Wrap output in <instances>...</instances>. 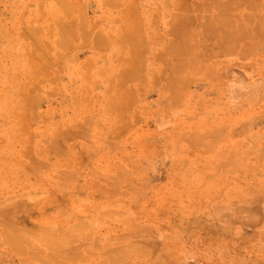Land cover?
I'll return each instance as SVG.
<instances>
[{"label": "rangeland", "instance_id": "374dc122", "mask_svg": "<svg viewBox=\"0 0 264 264\" xmlns=\"http://www.w3.org/2000/svg\"><path fill=\"white\" fill-rule=\"evenodd\" d=\"M141 1L0 0V253L26 258L28 248L54 261L64 248L78 246L77 239L58 237L62 229L69 236L89 227L90 232L126 226L151 231L153 218L160 215L173 222L167 229L180 237L173 245L190 251L192 264H216L215 254L203 249V223L186 221L215 214L222 193L211 182L203 184V159L186 161L185 175L175 176L166 154L203 153L207 141L239 134L238 157L208 166L233 160L240 167H263V159L248 158L249 136H258V128L254 131L249 124L260 114L247 110L246 104L239 111L222 105L235 98L253 101L242 80L241 96L234 98L203 91V69L208 66L203 63V0H175V71L170 78L160 77L166 73L154 53L159 41L153 40L152 31H143ZM89 133L111 138L110 145L101 144L109 148L97 163L106 162L112 187L120 184V177L123 188L132 190L126 200L132 202L114 195L101 199L99 187L87 185L90 197L80 204H69L67 210L58 205L61 179H75L83 171L86 158L81 160L80 152L88 143L81 141ZM211 145L222 149L221 141ZM192 177L201 185H191ZM259 177L240 176L241 206L234 211L240 220V252L234 264H264V207L245 205L247 199L264 197ZM138 184L144 195L137 202ZM224 209L231 213V207ZM137 214L146 221L124 222ZM75 215L112 223L67 221ZM190 226H197L193 236L186 233ZM252 228L258 230L250 236ZM144 237L128 239L129 260L122 253L111 264H131V258L135 264H156L151 234Z\"/></svg>", "mask_w": 264, "mask_h": 264}, {"label": "crops", "instance_id": "0c3cea01", "mask_svg": "<svg viewBox=\"0 0 264 264\" xmlns=\"http://www.w3.org/2000/svg\"><path fill=\"white\" fill-rule=\"evenodd\" d=\"M89 4L92 3L89 2ZM140 5L143 9L144 33L148 34L152 31L153 40L159 41L157 46L159 49L154 53L159 56V63L163 64L164 73H166V75L162 74L160 77L170 78L175 71L173 54L176 29V2L175 0H142ZM203 48H205L203 63L208 64L207 69H203V79H207L203 83V91L207 94L219 96L230 94L234 98V96H241L240 82L242 80L248 85L247 94L250 96L254 95L253 101L249 99L247 103L240 102L239 98H235V101L231 103L221 104L232 111H239L246 104L247 110L259 112V117L249 124V126L255 128L254 131L258 128V136L253 139L249 136L248 158L264 160V0H203ZM245 48H247V52H245ZM241 63H244L242 69ZM213 83L215 87H212ZM79 136L85 137L82 134ZM223 137L216 141H207L208 144L203 145V153L188 151L187 155L183 152L173 153L171 150V154H166V157L170 160V169L175 171V176L177 174L185 175L187 162L190 164L198 158L203 159V184L204 180L206 183L211 182L212 185H215V190L223 195L221 194L218 198L219 200L216 201L215 206L217 209L215 208V214L210 212L186 222L203 223V239H206L205 243L203 242V249L208 247L209 251H206V253L215 254L214 262L216 264H223L224 262L234 264L240 252V220L239 215L234 214L235 209L237 211L241 206L240 188L238 187L240 185V176L250 175L253 176V179H257L256 176H260L259 180H262L264 184V166L240 167L238 161L234 163L232 160L223 163L222 166L209 167L208 165H211L214 160L218 162L220 158L234 159L238 157L239 134H233L232 138ZM220 141L222 142V149L219 150L216 147L213 150L211 144ZM81 142L88 143L85 146V150L80 152L81 160L86 158V161L82 163L83 171L75 179L69 180L67 177L61 179L64 185L61 194L58 195L60 203L58 205L62 209L67 210L69 204L71 206L80 204L84 198L90 197L88 188L85 191L87 185L99 187L97 192L101 199L105 197L111 198L114 195L117 199L130 200L129 196L132 194L130 195L129 193L132 190L128 186L123 188V181L119 179L120 177L116 180H119L120 184L112 187L111 170L106 167V162L104 165L97 163L96 158L102 157L100 155L102 151L106 153L109 148L108 145L111 144V138L89 133L86 135L85 140ZM102 143H108V145L102 146ZM154 165L155 161L152 159L149 166L153 169ZM97 168L104 170L105 173L96 172ZM136 173H138V169H136ZM190 174L188 173V175ZM191 180V185H201L199 182L196 183V178L192 177ZM68 183L71 185V190H69ZM135 188H137L135 196L137 195L138 202L139 199H143L144 189L139 184ZM209 189L212 188L210 187ZM251 189L254 190L255 188ZM93 191L95 192V189H92V196H95ZM225 192H230L232 197L229 198V195L225 194ZM224 194L227 196L223 197ZM70 199L72 202H70ZM254 199V197L247 199V204L245 205L249 207H264V197L258 201ZM219 207H221L220 210H218ZM225 207H231V213L229 211L225 212ZM75 216L73 220L67 221L112 223L110 220L94 215ZM262 216L264 226L263 211ZM164 219L165 216H155L152 220L151 231H146L143 226H126L123 229H105L89 233L84 231L71 232L72 234L69 237L72 239L76 238L80 244L77 242L79 245L77 244L76 248H64L57 258L58 261H52L50 258L45 257L47 254L44 252L34 253L30 252V249L25 248L24 254L28 255L26 258L17 257L16 253L1 252L0 264H70L71 262L72 264H111V260L116 258L113 256L122 255V253H124L123 258L128 261L129 253L125 247L127 240L134 238L142 240L146 238L144 235L147 233L151 234L148 240L152 242L155 249L154 253H157L158 256L156 264H192V259L188 256L191 252L185 251L180 246L173 245L172 241L180 237L175 235L172 230L167 229L169 228L168 224L173 222ZM144 221L146 220L137 214L131 218H126L124 222L142 223ZM196 228L197 226H190V231H186V233H190L189 236H193L196 233ZM256 230L258 229L252 228L250 230L252 232L248 235L255 234ZM59 232L56 233L65 235L64 237H68V234L70 235L69 232L68 234L65 233L67 231ZM31 233H35V231H31ZM74 233H77L76 237ZM186 238H188L187 235ZM208 240L212 241L208 242ZM38 255L39 257H37ZM133 261L134 258H131V264L134 263Z\"/></svg>", "mask_w": 264, "mask_h": 264}, {"label": "bare ground", "instance_id": "6f19581e", "mask_svg": "<svg viewBox=\"0 0 264 264\" xmlns=\"http://www.w3.org/2000/svg\"><path fill=\"white\" fill-rule=\"evenodd\" d=\"M176 43H177V42H176ZM107 205H108V204H107ZM110 207H111V206H110ZM104 209H105V207H104ZM112 209H114V208H112ZM112 209H111V210H112ZM111 210H110V211H111ZM98 211H99V209H98ZM114 211H116V209H115ZM108 212H109V210H108ZM108 212H107V213H108ZM111 212H112V211H111ZM62 213H63V211H62ZM62 213H61V214H62ZM112 213H114V212H112ZM117 213H118V211H117ZM61 214H60V216H61ZM96 214H97V213H96ZM65 215H66V214H65ZM65 215H64V216H65ZM104 215H105V214H104ZM108 215H109V213H108ZM108 215H107V216H108ZM64 216L62 215V217H64ZM98 216H99V214H98ZM119 216H120V215H119ZM62 217H61V218H62ZM103 217H104V216H103ZM117 217H118V216H117ZM95 218H96V217H95ZM118 218H119V217H118ZM121 218H122V217H121ZM105 219H106V218H105ZM108 219H109V218H108ZM114 219H115V218H114ZM92 221H93V220H92ZM101 221H102V220H101ZM85 222H86V221H85ZM98 222H99V221H98ZM91 223H92V222H91ZM89 225H91V224H89ZM69 226H70V225H68V227H69ZM84 228H87V227H84ZM84 228H83V229H84ZM87 229H88V228H87ZM64 230H65V229H62L63 232H64ZM84 230H85V229H84ZM88 230H89V231H88ZM88 230H87V232L89 233V232H90V227H89ZM68 231H70V230H68ZM72 231H75V230H72ZM72 231H71V232H72ZM85 231H86V230H85ZM63 232H62V233H63ZM75 232H77V230H76ZM78 232H79V231H78ZM59 233H60V232H59ZM62 233H61V234H62ZM65 233L68 234V232H65ZM69 233H70V232H69ZM83 233H84V232H83ZM45 234H46V233H45ZM71 234H72V233H71ZM74 234H75V233H74ZM76 234H77V233H76ZM76 234H75V237H76ZM79 235H80V234H79ZM88 235H89V234H88ZM56 236H57V235H56ZM64 236H65V235H64ZM64 236H62V237H60V238H63ZM83 236H84V235H83ZM47 237H48V236H47ZM50 237H51V236H50ZM53 237H54V236H53ZM58 237H59V235H58ZM68 237H69V234H68ZM77 237H79V236H77ZM79 238H80V237H79ZM58 239H59V238H58ZM66 239H68V238L66 237ZM75 239H76V238H75ZM68 240H69V239H68ZM25 241H26V240H25ZM65 241H66V240H65ZM23 242H24V241H23ZM59 242H60V241H59ZM67 242H68V241H67ZM43 243H44V242H43ZM50 243H51V242H50ZM50 243H48V244H50ZM62 243H63V242H62ZM62 243H61V244H62ZM78 243H79V242H78ZM78 243H77V244H78ZM14 244H15V243H14ZM17 244H18V243H17ZM17 244H15V245H17ZM40 244H42V243H40ZM51 244H52V243H51ZM79 244H80V243H79ZM79 244H78V245H79ZM20 245H21V244H20ZM37 248H39V247H37ZM75 248H76V246H75ZM113 248H114V247H113ZM19 249H20V248H19ZM52 249H53V248H52ZM20 250H21V249H20ZM103 251H104V250H103ZM106 251H107V250H106ZM56 252H57V251H56ZM58 253H59V252H58ZM102 253H105V252H102ZM105 254H106V253H105ZM107 254H108V252H107ZM109 256H110V254H109ZM80 257H81V256H80ZM86 257H87V255H86ZM103 258H104V257H103ZM54 260H56V257L54 258ZM72 260H73V259H72ZM75 260H76V259H75ZM57 261H58V260H57ZM60 261H61V260H60ZM69 261H70V260H69ZM99 261H101V260H99ZM111 261H112V260H111ZM73 262H74V260H73ZM112 262H113V261H112ZM62 263H63V262H62ZM70 264H72V262H71ZM106 264H107V263H106Z\"/></svg>", "mask_w": 264, "mask_h": 264}]
</instances>
